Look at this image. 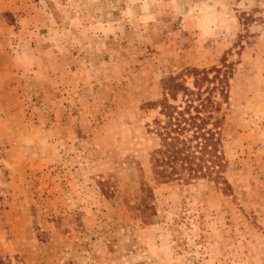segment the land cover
<instances>
[{
	"label": "rangeland",
	"instance_id": "rangeland-1",
	"mask_svg": "<svg viewBox=\"0 0 264 264\" xmlns=\"http://www.w3.org/2000/svg\"><path fill=\"white\" fill-rule=\"evenodd\" d=\"M215 68L220 168L162 179L166 80ZM0 255L264 264V0H0Z\"/></svg>",
	"mask_w": 264,
	"mask_h": 264
},
{
	"label": "trees",
	"instance_id": "trees-1",
	"mask_svg": "<svg viewBox=\"0 0 264 264\" xmlns=\"http://www.w3.org/2000/svg\"><path fill=\"white\" fill-rule=\"evenodd\" d=\"M215 74L209 79L205 70L192 72V88L183 85L175 77L166 80L170 96L177 100L181 94L179 105L166 103L161 112L165 117L161 125L163 142L155 150L156 174L162 179L180 176V172L187 170L195 176L201 175L208 169H219V155L217 150L219 119H214L215 103L208 93L204 96V81L212 82L211 89L223 90L226 86V73L221 75V69L215 68ZM224 91V90H223ZM213 156V164L204 166L205 156ZM210 162V161H209ZM205 167V168H204ZM203 170V171H202ZM178 178V177H177ZM1 262V255H0Z\"/></svg>",
	"mask_w": 264,
	"mask_h": 264
}]
</instances>
